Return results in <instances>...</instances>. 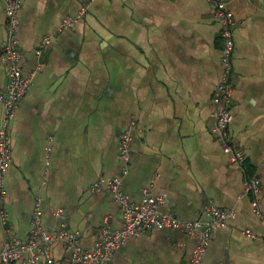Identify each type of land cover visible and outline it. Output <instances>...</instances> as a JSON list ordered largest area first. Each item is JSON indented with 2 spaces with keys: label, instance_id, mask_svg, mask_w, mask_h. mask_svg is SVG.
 <instances>
[{
  "label": "crops",
  "instance_id": "obj_1",
  "mask_svg": "<svg viewBox=\"0 0 264 264\" xmlns=\"http://www.w3.org/2000/svg\"><path fill=\"white\" fill-rule=\"evenodd\" d=\"M225 1L236 22L229 134L244 150V169L214 130L224 38L209 0H22L17 37L32 83L10 123L0 246L28 240L37 209L45 228L64 222L85 248L101 228L122 227L113 195L92 185L120 173L119 140L134 122L122 178L128 198L163 196L165 210L185 220H210L202 213L210 201L232 209L202 264H264V219L244 192L245 177H258L264 208V0ZM5 10L0 0V93L8 79ZM69 16L77 20L61 28ZM2 114L0 100V124ZM197 242L180 229H153L106 264H192ZM49 258L43 264H73L61 243Z\"/></svg>",
  "mask_w": 264,
  "mask_h": 264
},
{
  "label": "built area",
  "instance_id": "obj_2",
  "mask_svg": "<svg viewBox=\"0 0 264 264\" xmlns=\"http://www.w3.org/2000/svg\"><path fill=\"white\" fill-rule=\"evenodd\" d=\"M6 2V38L2 45V60L7 70V83L0 100L3 104V114L0 124V202L6 190L4 184L5 172L12 162V142L10 123L14 117L18 104L29 90L32 76L25 75L22 67L23 52L19 47L17 30L20 24L19 12L22 0H5ZM214 16L219 22L224 38V47L221 53V76L216 92L212 98L216 109L214 130L223 138L224 151L229 160L241 168L246 158L244 150L230 138L229 125L232 120L229 106L232 104V71L235 52L234 29L235 19L233 12L228 8L225 0H209ZM80 17V15H78ZM77 17L69 16L61 24V28L71 27ZM50 43L45 38L38 50L40 56ZM135 123L131 122L128 129L119 140L120 173L110 180H100L92 185V191L102 193L110 192L119 204L123 214V225L119 229L111 230L101 228L94 245L85 248L80 242V234L69 230L64 222H60L54 230L42 225V212L37 209L32 220L31 235L28 240L13 237L0 246V264H43V259L49 258V251L55 243H61L73 264H106L113 257L114 252L130 239L138 237L149 230L166 228L180 229L190 236L196 237L198 242L191 255L192 264H202L209 246L211 236L216 228L226 226L228 220L235 216L229 208H220L210 201L203 205L202 213L208 215L210 220L200 218L185 220L165 210V198L160 195L144 191L139 202L131 201L122 190V178L127 174L131 151V130ZM244 192L252 194L251 205L254 212L264 219V208L261 206L262 185L256 176H246L244 179ZM0 214L5 215L0 209ZM64 211L59 208L55 211L58 218H62Z\"/></svg>",
  "mask_w": 264,
  "mask_h": 264
}]
</instances>
